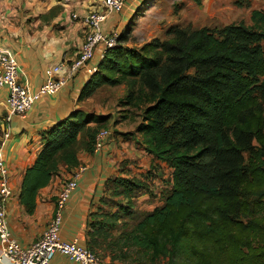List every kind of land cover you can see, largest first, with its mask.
Wrapping results in <instances>:
<instances>
[{"label": "trees", "instance_id": "1", "mask_svg": "<svg viewBox=\"0 0 264 264\" xmlns=\"http://www.w3.org/2000/svg\"><path fill=\"white\" fill-rule=\"evenodd\" d=\"M252 21L220 30L172 27L164 41L138 49L124 45L132 20L77 102L126 85L120 117L140 111L136 130L116 131L119 116L71 112L44 132L21 204L32 213L39 191L65 172L60 192L81 165L80 154H94L105 130L107 146L114 130L134 138L151 165L109 179L90 214L87 248L102 264H264V12L254 11Z\"/></svg>", "mask_w": 264, "mask_h": 264}, {"label": "crops", "instance_id": "2", "mask_svg": "<svg viewBox=\"0 0 264 264\" xmlns=\"http://www.w3.org/2000/svg\"><path fill=\"white\" fill-rule=\"evenodd\" d=\"M101 1L71 0L62 3L61 0H0V47L16 57L20 67V80L32 92L38 91L45 83L47 67L62 61L72 62L77 58L87 31L82 19L91 11L101 8ZM139 1L128 0L122 13L110 14L103 24L104 33L119 34ZM147 1H143L136 11L137 15ZM73 14H78V19L74 20ZM104 48L99 47L90 67L97 68L98 62L103 59ZM89 76L91 75L84 70L75 79H71L56 96L43 97L25 117L14 116L9 122L8 111L4 106L8 88L0 89V139L3 136L0 148L4 153L12 187V197L6 204V221L11 237L24 248L42 236L54 217L58 192L69 174H60L49 186L39 191L32 213L20 202L24 176L44 148V132L75 110L87 111L77 100ZM5 134H8L6 139ZM80 161L81 165L87 166V170L79 179L78 188L64 211L60 238L64 242L77 240L80 246L87 247V222L105 196L109 179L118 176L120 171L123 173L125 169L135 172L140 168V172H143L142 169L150 168L151 158L134 138L115 135L113 131L107 146L99 151L95 150L94 154L82 152ZM128 161H135L136 164ZM0 264H13L4 256L1 245ZM50 264L77 263L67 256L56 254ZM105 264L118 263L106 259Z\"/></svg>", "mask_w": 264, "mask_h": 264}, {"label": "built area", "instance_id": "3", "mask_svg": "<svg viewBox=\"0 0 264 264\" xmlns=\"http://www.w3.org/2000/svg\"><path fill=\"white\" fill-rule=\"evenodd\" d=\"M71 0H61L68 3ZM128 0H102L101 8L91 11L82 21L87 27L85 41L81 47L79 58L71 64L62 61L49 66L45 70V83L36 92L19 83L20 67L16 57L8 50L0 47V89L7 87L8 96L4 106L8 111L7 121L14 116L25 117L34 105L43 97L56 96L63 90L77 72L85 69L90 75L97 68L90 67V62L95 58L100 46L103 57L108 49L118 45V33L106 35L103 24L112 13L124 11ZM78 19V14L72 15ZM110 136V131L100 132L96 137L95 150L103 148L105 140ZM8 134H5L6 139ZM87 166L80 165L72 174L62 190L59 192L56 203V213L48 223L42 236L29 247H22L11 237L6 221V204L12 197L10 173L5 164L4 153L0 148V245L4 256L13 264H50L56 254H62L77 264H102L101 257L87 247L80 246L77 240L64 242L60 238L63 222V210L72 193L78 186V181L86 172Z\"/></svg>", "mask_w": 264, "mask_h": 264}, {"label": "rangeland", "instance_id": "4", "mask_svg": "<svg viewBox=\"0 0 264 264\" xmlns=\"http://www.w3.org/2000/svg\"><path fill=\"white\" fill-rule=\"evenodd\" d=\"M143 1L140 0L136 4L128 23L121 28L118 35L129 25ZM236 2L237 0H202V3L198 5L192 0H148L135 17L124 45L140 49L152 42L164 41L172 27H191L193 29L206 27L220 30L226 26L240 23L252 26V13L256 10L264 12V0H247L250 5L245 7L236 5ZM100 62L101 60L97 65ZM19 83L24 85L20 79ZM127 91L126 85L104 87L82 105L88 112L111 114L117 118L124 110L119 107L118 102L123 100ZM140 114L141 112L136 109L131 110L125 119L120 117V123L115 129L118 132H134L141 121ZM166 173L168 174V172ZM155 205L156 203L148 206V209H152ZM141 207H145V205L142 204ZM100 255L102 256L101 253ZM116 263L123 264L119 261Z\"/></svg>", "mask_w": 264, "mask_h": 264}]
</instances>
